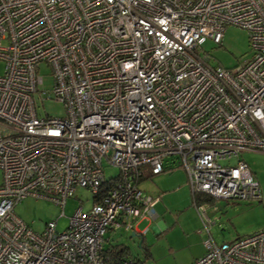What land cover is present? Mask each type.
<instances>
[{"label": "built area", "instance_id": "2783aa9c", "mask_svg": "<svg viewBox=\"0 0 264 264\" xmlns=\"http://www.w3.org/2000/svg\"><path fill=\"white\" fill-rule=\"evenodd\" d=\"M228 24L247 30L251 56L213 67L200 45ZM0 61V264H144L111 258L106 233L155 217L159 196L138 183L165 157L194 196L261 198L237 156L264 151V0H0ZM41 63L62 116L37 114ZM103 162L118 173L105 178ZM78 186L91 206L63 230L36 232L13 210L32 196L63 214ZM203 245L189 264H264V228Z\"/></svg>", "mask_w": 264, "mask_h": 264}, {"label": "rangeland", "instance_id": "374dc122", "mask_svg": "<svg viewBox=\"0 0 264 264\" xmlns=\"http://www.w3.org/2000/svg\"><path fill=\"white\" fill-rule=\"evenodd\" d=\"M201 53L206 54L211 66L232 68L251 56L246 29L228 24L226 25L220 43L205 38L201 43ZM3 63L0 61V73ZM42 83L39 92L34 94L38 115L62 116L63 105L52 98V76L45 63L39 65ZM251 169L259 183L261 198L221 199L217 198L202 204L216 206L214 213L208 211L212 221L204 226L198 209L193 205V198L186 185L187 177L180 161L175 157L164 158L165 170L150 175L139 183L144 191L159 195L154 206L158 216L155 219L142 218L135 227L145 231L144 242L149 244L148 251L136 244L137 236H131V231L117 229L107 232L109 243L125 247V256L135 258L144 264H188L192 259L204 251L203 241L210 235L217 243L229 241L238 236L251 234L264 228V151L246 150L239 153ZM236 160L231 159V163ZM105 178L113 177L118 169L103 162ZM2 172L0 169V183ZM92 194L85 187H76L73 195L66 199L63 214L59 204L46 198L23 197L16 202L13 210L32 230L40 232L48 221H56V228L63 230L68 226L69 217L78 206L88 210L91 206ZM162 221L166 228L156 232L152 224Z\"/></svg>", "mask_w": 264, "mask_h": 264}, {"label": "crops", "instance_id": "0c3cea01", "mask_svg": "<svg viewBox=\"0 0 264 264\" xmlns=\"http://www.w3.org/2000/svg\"><path fill=\"white\" fill-rule=\"evenodd\" d=\"M150 176V174H148V175H146V176H143V177H141L140 178V180H139V183L142 181V180H145V179H147L148 177ZM138 183V184H139ZM143 190V189H142ZM144 191V190H143ZM146 193H148V194H150L151 196H153V197H156L157 196V194L156 195H154L153 193H149V192H147V191H145ZM192 194V193H191ZM159 196V195H158ZM193 196L194 195H192V198H193ZM204 202H207V201H203L202 203H204ZM209 202V201H208ZM197 203V202H196ZM199 203V202H198ZM199 204H201V202L199 203ZM156 205V204H155ZM154 205V206H155ZM193 205H194V202H193ZM215 208H213L212 209V207H210V205H208V211L210 212V213H214V212H216L218 209H216V206H214ZM156 213V212H155ZM158 216V214L156 213V215H155V217L154 218H152V219H155L156 217ZM150 220V219H149ZM147 228L148 227H145L143 230H138L135 226H134V230L133 231H131V233L133 232V233H135V234H137L136 236L137 237H139V236H141L142 238H141V246L140 247H144V246H148L149 247V244H147L146 242H144V238H143V235H144V233H145V231L147 230ZM151 228H153L156 232H161V231H163L164 230V228H166L165 227V225L163 224V222L162 221H157V222H155V223H153L152 224V226H151ZM108 232H112L111 230L110 231H108ZM107 238H108V240H107V242H106V244H105V248H109V247H112V249L115 251L118 247L119 248H121V245H118V244H114V245H112V244H110L108 241H109V239H110V237L109 236H107ZM139 240V239H138ZM123 247V246H122ZM204 251H205V248H204ZM204 251L201 253V254H199V255H196L192 260H194L196 257H198V256H200V255H202L203 253H204ZM125 252L126 251H124V252H121L120 253V255L122 256V257H126L125 256ZM145 255H146V253H145ZM191 262V261H190ZM189 262V263H190ZM188 263V264H189Z\"/></svg>", "mask_w": 264, "mask_h": 264}, {"label": "trees", "instance_id": "16d2710c", "mask_svg": "<svg viewBox=\"0 0 264 264\" xmlns=\"http://www.w3.org/2000/svg\"><path fill=\"white\" fill-rule=\"evenodd\" d=\"M212 200H214V198L209 197V196H203V195L193 196V202L194 203H196V202L202 203L203 201H212ZM143 250L145 253H147L148 246H144ZM124 251H125V247H121V248L118 247L115 251L112 249V247L106 248V252L110 253L111 258H119L121 256L120 253L124 252Z\"/></svg>", "mask_w": 264, "mask_h": 264}, {"label": "water", "instance_id": "95a60500", "mask_svg": "<svg viewBox=\"0 0 264 264\" xmlns=\"http://www.w3.org/2000/svg\"><path fill=\"white\" fill-rule=\"evenodd\" d=\"M136 235H137V234H135V233H133V232L131 233V236H136ZM137 246H138V247L141 246V239L138 240V242H137Z\"/></svg>", "mask_w": 264, "mask_h": 264}, {"label": "flooded vegetation", "instance_id": "af4514ba", "mask_svg": "<svg viewBox=\"0 0 264 264\" xmlns=\"http://www.w3.org/2000/svg\"><path fill=\"white\" fill-rule=\"evenodd\" d=\"M141 238H142L141 236L138 237V239H141ZM138 239L136 240V244H137V242H138Z\"/></svg>", "mask_w": 264, "mask_h": 264}]
</instances>
